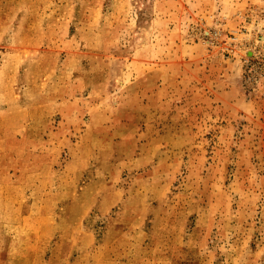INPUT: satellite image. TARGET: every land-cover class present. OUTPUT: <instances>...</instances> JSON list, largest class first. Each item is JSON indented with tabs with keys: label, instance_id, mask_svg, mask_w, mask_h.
<instances>
[{
	"label": "rangeland",
	"instance_id": "1",
	"mask_svg": "<svg viewBox=\"0 0 264 264\" xmlns=\"http://www.w3.org/2000/svg\"><path fill=\"white\" fill-rule=\"evenodd\" d=\"M0 264H264V0H0Z\"/></svg>",
	"mask_w": 264,
	"mask_h": 264
}]
</instances>
